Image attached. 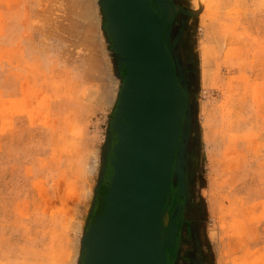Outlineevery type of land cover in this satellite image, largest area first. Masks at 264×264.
<instances>
[{"label":"rangeland","instance_id":"obj_1","mask_svg":"<svg viewBox=\"0 0 264 264\" xmlns=\"http://www.w3.org/2000/svg\"><path fill=\"white\" fill-rule=\"evenodd\" d=\"M170 1L188 106L168 263L264 264V0ZM105 24L99 0H0V264H82L125 74Z\"/></svg>","mask_w":264,"mask_h":264},{"label":"water","instance_id":"obj_2","mask_svg":"<svg viewBox=\"0 0 264 264\" xmlns=\"http://www.w3.org/2000/svg\"><path fill=\"white\" fill-rule=\"evenodd\" d=\"M99 4L125 74L111 120L112 173L101 210L81 238V262L168 264L167 247L174 246L179 232L174 215L180 206L171 219L167 206L174 174L178 191H184L181 161L188 106L166 33L178 7L170 0ZM163 5L169 9L167 21ZM165 210L167 222L162 225Z\"/></svg>","mask_w":264,"mask_h":264},{"label":"bare ground","instance_id":"obj_3","mask_svg":"<svg viewBox=\"0 0 264 264\" xmlns=\"http://www.w3.org/2000/svg\"><path fill=\"white\" fill-rule=\"evenodd\" d=\"M164 6V20L165 21H167V17H169L170 15H168V12H169V9L165 6V5H163ZM168 6V5H167ZM168 15V16H167ZM168 42V41H167ZM167 212H166V210L164 211V213H163V217H162V225L163 224H165L166 222H167V214H166Z\"/></svg>","mask_w":264,"mask_h":264},{"label":"flooded vegetation","instance_id":"obj_4","mask_svg":"<svg viewBox=\"0 0 264 264\" xmlns=\"http://www.w3.org/2000/svg\"><path fill=\"white\" fill-rule=\"evenodd\" d=\"M170 253H168V255H169ZM169 264V263H168Z\"/></svg>","mask_w":264,"mask_h":264}]
</instances>
